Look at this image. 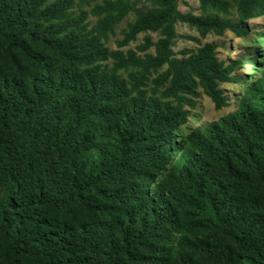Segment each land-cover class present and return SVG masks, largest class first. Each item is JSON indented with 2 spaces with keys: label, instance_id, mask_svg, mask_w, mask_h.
<instances>
[{
  "label": "trees",
  "instance_id": "obj_1",
  "mask_svg": "<svg viewBox=\"0 0 264 264\" xmlns=\"http://www.w3.org/2000/svg\"><path fill=\"white\" fill-rule=\"evenodd\" d=\"M146 1L0 0V264H264V64L171 49L177 21L244 38L264 0ZM220 83L236 108L185 133Z\"/></svg>",
  "mask_w": 264,
  "mask_h": 264
},
{
  "label": "rangeland",
  "instance_id": "obj_2",
  "mask_svg": "<svg viewBox=\"0 0 264 264\" xmlns=\"http://www.w3.org/2000/svg\"><path fill=\"white\" fill-rule=\"evenodd\" d=\"M137 7L144 9L149 6L146 0H134ZM177 8L182 12H191L192 14H200L198 0H178ZM235 9H231V16H234ZM133 19V15H127L115 28L114 34L109 37L107 46L110 49H115L117 46L115 40L121 38L120 31L126 27V23ZM88 21L92 23L94 17L89 16ZM249 31L244 38H239L226 30L222 35H215L208 33L204 37L199 36L197 31L184 22L177 21L174 24L175 36L172 40L171 49L173 53L180 57L187 49H196L205 42L216 43V56L224 63L230 61H237L234 72L237 74H246L245 79L249 82L252 78L257 76V72L251 69L249 57L251 60L259 61V64H264V11L260 12L253 18L247 21ZM144 36H149L153 41L157 39L156 32L146 31L140 32L136 35V39L129 41L127 45L119 49L125 51L126 49H134L140 43ZM153 52V49H148ZM160 71V70H159ZM224 94L228 99V104L220 109H215L210 99L202 93L201 89H197L199 95L195 97V106L193 108L186 107L188 110L187 120L182 130L188 133L190 130L203 129L209 122L218 119L219 117L233 111L237 105V99L241 93L242 87L239 83L229 84L220 83Z\"/></svg>",
  "mask_w": 264,
  "mask_h": 264
}]
</instances>
